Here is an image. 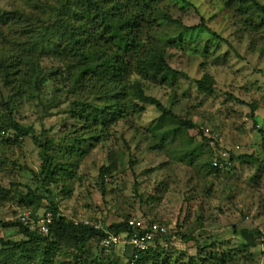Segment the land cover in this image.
<instances>
[{
    "label": "rangeland",
    "instance_id": "1",
    "mask_svg": "<svg viewBox=\"0 0 264 264\" xmlns=\"http://www.w3.org/2000/svg\"><path fill=\"white\" fill-rule=\"evenodd\" d=\"M54 1L0 0V18L16 12L35 23L22 34L20 28H6L0 21V63L19 64L24 59L23 48L33 55L38 48L46 50L37 58L36 73L41 79L31 75L38 82L32 87L19 81L22 68L10 67V79L0 70V118L9 124L0 135V189L11 196L0 201V221L15 223L19 215L33 211L35 206L19 202L22 194L33 189L43 197L38 208L41 214L50 210L52 200L58 206V217L68 220L97 218L107 226L129 218L163 223L168 235L157 243L166 254L157 264H188L191 259L202 264L211 255L227 252L235 259L226 264H264V31H250L244 20L224 6L225 0H163L161 4L185 27L205 20L220 35L216 38L205 29L187 34L181 46L166 50L169 66L180 75L143 82L147 94L177 117L207 134L218 132V151L224 159L232 155L259 159L256 164L229 161L215 175L205 168L214 154L207 143L196 131L187 132L171 122L155 129L161 116L155 107L146 106L141 113L112 125L101 133L102 138L76 119L75 101L101 103L90 88L82 98L72 94L75 81H64L59 73L63 64L47 51L54 37L47 29L55 21L49 9ZM258 1L264 5V0ZM33 4L40 5L38 13ZM179 30L177 25L163 26L166 36H175ZM206 74L215 82L213 96L197 91L196 81ZM12 121L34 131L18 138ZM165 132L170 134L163 148ZM75 144L79 145L73 148ZM195 150L202 154L186 157ZM103 167L105 177L101 178ZM40 186H45L42 192ZM245 231L260 233L256 245L246 247ZM0 238L25 240L17 228L1 226ZM97 245L92 241L86 250L104 259L118 256ZM60 249L51 254L53 264H72L75 251L63 242ZM238 250L243 252L236 257ZM119 258L126 264V258Z\"/></svg>",
    "mask_w": 264,
    "mask_h": 264
},
{
    "label": "trees",
    "instance_id": "2",
    "mask_svg": "<svg viewBox=\"0 0 264 264\" xmlns=\"http://www.w3.org/2000/svg\"><path fill=\"white\" fill-rule=\"evenodd\" d=\"M162 3L163 0H55L54 5L50 6V15L55 21H52V25H49L47 29L52 31L51 35L54 37L50 39L52 45L50 44L51 48L47 51L51 52L50 55L63 64L64 67L59 70L60 76L64 81L70 79L75 81L70 90L71 93L73 92L72 94H77L76 96L82 98V94L90 88L98 95L97 99L101 103V105H94L88 101H75L73 109L76 119L83 121L86 124V129L92 132L96 138H102V134H105V131H108L112 125L126 119L131 114L141 113L146 106H151L161 114L156 120L155 129L160 130L167 122H171L184 128L187 132L196 131L198 136L207 143L208 148L212 149L214 153L210 162L205 166L210 174H220L223 167L236 159L244 164L258 163L259 159L253 156L235 158L232 155L229 160L224 159L218 151L221 148L217 137L218 132L213 131L207 134L199 130L195 124L177 117L160 100L147 94L143 82L156 77L166 80L171 76L175 78L180 75L169 66L166 60V50L181 46L187 34L204 29L214 37H220L217 32L205 25V20L198 26L185 27L164 11ZM224 6L244 20L250 31H264V5L258 0H225ZM32 7L35 12L41 8L40 5L35 4ZM0 21L1 25L6 28H20L22 34L26 30L30 31L35 24L30 17L16 12L2 14ZM43 24L45 23L43 22ZM166 25L179 26L178 34L171 36L167 33L166 36L163 33V26ZM22 50L25 51V55L19 64L1 62L0 70L6 79L8 77L10 79L12 75L9 72L10 67H12L11 69L22 68L19 81L32 87L33 84L38 83L32 81L34 77L38 80L41 79L40 74L36 73V66L39 65L37 58L44 56L46 50L38 48L34 55L29 53V49L23 48ZM30 52L35 51L30 50ZM31 75L34 77L31 78ZM133 76L138 79L132 80ZM213 80L212 76L208 74L197 80V91L205 96H213L215 93ZM89 83L92 85L89 86ZM8 108L10 112L13 110H11V106ZM252 118L255 117L252 116ZM12 123L13 131L17 133L18 138H24L34 131L33 128L31 130L21 128L15 124V121ZM7 127L9 124L0 118V135L7 131ZM169 134L165 132L161 135L163 148L167 144ZM174 134H177L176 130ZM191 140L194 141V138ZM78 145L75 144L73 148ZM195 152L186 157L193 159L199 157L198 154H202L200 151L198 154ZM52 163L53 161L49 165ZM262 163L264 164V161ZM105 171L106 168L103 167L100 173L101 178L105 177ZM44 172L45 170H43ZM49 173L51 176H55L54 172ZM48 177L46 176V178ZM44 187H39L41 192ZM45 190V193L51 194L46 188ZM8 197H11L9 192L0 189V201H6ZM42 201L43 197L33 189H30L26 195H21L20 204L27 207L35 206L33 211L28 212L30 213V222H32L29 225L20 221L23 213L19 215L18 221L15 223L0 221L2 228H17L25 238L24 242L0 238V264H53L51 254L52 252L59 253L60 242L75 251V254H72V264H121V258H119L121 256L126 258V264H130L134 257L130 250L128 254L116 256L113 259H104L94 255L92 249L86 250V246L92 241L100 244L103 232L83 226L82 223L75 225V220H68L63 216L58 217V206L52 200H49L52 205L50 210L41 214L38 208ZM48 214L52 215L53 222L48 226V233L43 234L39 227L41 220L45 219ZM87 219L103 224L97 218ZM130 220L132 218L111 226L105 224L103 226L105 230L112 233L128 235L132 233L128 226ZM146 223H157L164 226L163 223L154 221ZM167 235L168 233L163 237ZM243 236L248 243L246 247H252L256 245L260 233L245 231ZM52 239L59 241L58 244H55ZM29 246H33L34 251H31ZM165 252L163 246L157 243L155 248L139 255L134 264H157L159 260H163ZM241 252L243 250L235 251L236 257ZM234 259L233 254L227 252L221 256L211 255L205 258L202 264L212 262L226 264L228 260ZM188 264H200V262L197 259H191Z\"/></svg>",
    "mask_w": 264,
    "mask_h": 264
},
{
    "label": "built area",
    "instance_id": "3",
    "mask_svg": "<svg viewBox=\"0 0 264 264\" xmlns=\"http://www.w3.org/2000/svg\"><path fill=\"white\" fill-rule=\"evenodd\" d=\"M219 138V135L217 136ZM220 139V138H219ZM20 221L26 225L30 223V213L25 212L20 217ZM53 218L48 214L45 219L41 220L40 232L47 234L49 231L48 226L52 224ZM80 223L83 226L94 228L98 232H103V237L100 240V247L106 252H114L118 256L128 254L129 250L132 253L133 259L130 264H134L139 255L148 252L150 249L155 248L157 240L163 238L168 233L165 226H160L157 223H146L139 219H132L129 221L128 226L132 230L131 234H115L111 231L104 229V226L99 221L83 220L81 222L75 221V225Z\"/></svg>",
    "mask_w": 264,
    "mask_h": 264
}]
</instances>
